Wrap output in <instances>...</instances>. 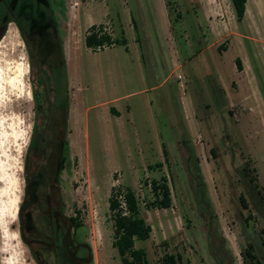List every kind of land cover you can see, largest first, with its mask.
Instances as JSON below:
<instances>
[{
    "label": "rangeland",
    "instance_id": "obj_1",
    "mask_svg": "<svg viewBox=\"0 0 264 264\" xmlns=\"http://www.w3.org/2000/svg\"><path fill=\"white\" fill-rule=\"evenodd\" d=\"M166 1L0 0V264H123L108 204L127 189L151 227L134 239L148 264H217L219 250L253 264L248 244L264 250V0L241 21L230 0ZM87 17L118 39L127 27L140 63L123 44L89 49ZM151 86L116 103L132 104L137 133L119 127L104 102ZM165 180L170 205L154 207Z\"/></svg>",
    "mask_w": 264,
    "mask_h": 264
},
{
    "label": "trees",
    "instance_id": "obj_2",
    "mask_svg": "<svg viewBox=\"0 0 264 264\" xmlns=\"http://www.w3.org/2000/svg\"><path fill=\"white\" fill-rule=\"evenodd\" d=\"M231 4L234 9V13L236 16L237 21H241L245 10H246V2L247 0H230ZM166 5H168V0L166 1ZM14 17V16H13ZM9 19L8 21H15L14 18ZM17 26L20 30V33L26 42L28 44L27 37L23 31V28L21 27L20 23H17ZM102 26L99 25H91L89 27L88 32L85 35V45L88 48H91L92 50H97L98 48H103L104 46H111L115 44H124L125 39H118L115 37H112L109 33L102 31ZM2 34H0L1 37ZM182 40V43L184 40L180 37ZM58 53L63 56V51L61 46L58 47ZM31 57V56H30ZM235 63L238 69L242 68L241 60L239 57L235 59ZM30 64L32 65V61L30 59ZM34 97H38V93L35 90L34 91ZM43 151V150H42ZM166 152V150H165ZM65 159V156L62 154L59 157V169H61V162ZM244 174L247 178V180L250 183H253V186L257 188V190L260 192L259 189L260 184L258 182V178L256 174H251V170H248V167L244 166ZM160 189L162 191V196L159 198L158 195L156 196V199L154 200V207H168L171 202L170 197V189L169 185L167 184L166 180L164 183L160 184L159 186L154 185L153 190L154 192L157 191V189ZM242 203L245 205V201L242 198ZM123 202L124 206L122 205L121 200L119 197L115 196L114 194H111L109 198V209L114 214V240L112 242V245L117 248V251L121 257V261L123 264H148V260L146 258L145 251L142 248H136L134 246V239L138 238L141 240L147 239L149 237V233L151 230V227L149 224L146 223L145 219L140 216L139 214V207L137 198L135 196V193L131 189H127L123 194ZM51 212V211H49ZM71 222L74 225H79V222L77 221V218L72 217ZM25 242H27L24 239ZM55 249L57 250V247L55 248V245L51 244V254L56 253ZM55 252V253H54ZM165 264H175V260L173 256L169 255L166 256Z\"/></svg>",
    "mask_w": 264,
    "mask_h": 264
},
{
    "label": "crops",
    "instance_id": "obj_3",
    "mask_svg": "<svg viewBox=\"0 0 264 264\" xmlns=\"http://www.w3.org/2000/svg\"><path fill=\"white\" fill-rule=\"evenodd\" d=\"M104 17L102 19H99L98 21H95V20L87 17L88 23H87L86 29H88L93 24L99 25V22L104 23V20H105ZM102 27L106 28L105 26H102ZM126 28L127 27H125V26L123 27L124 35H125L124 36L125 43L123 45L125 46V49H126L127 52L132 53V58L134 57L133 59L136 60V63H140L141 59H140V55H139L140 51H139L138 43L135 40H130L127 37ZM111 46H114V45H111ZM104 48H107V47H104ZM165 79L167 80L168 76L164 77L161 80V83H160L159 87L164 83ZM177 82L180 83V80H177ZM153 87L154 86H151L149 88L143 87V88H140L137 91H134V92H131V93H123L122 95H118V96L113 97V99L111 101H105L104 102V104L111 105L113 107L112 110H114L115 113H112V114L114 115V118L117 121L119 127L125 129V127H126V125L128 123V124H130V126L133 128L134 131L137 130V127L135 126V123H134L132 104L127 102V103H124V105H125L124 107H122V106L120 107V104H116V103L121 101V100H124V99L128 98V94H133L134 93V94H138V95H144L148 91H150ZM110 107H107V108L109 109ZM178 107L179 108L182 107L180 101L178 102ZM124 109H125V111H124ZM136 133H137V131H136ZM152 133L154 134V137H155V139L153 138V140L158 141V137L156 135V130H155V126L154 125H153V128H152Z\"/></svg>",
    "mask_w": 264,
    "mask_h": 264
},
{
    "label": "flooded vegetation",
    "instance_id": "obj_4",
    "mask_svg": "<svg viewBox=\"0 0 264 264\" xmlns=\"http://www.w3.org/2000/svg\"><path fill=\"white\" fill-rule=\"evenodd\" d=\"M53 35H55V33L52 34V37L55 38ZM54 40H55L56 51L58 50L59 46H61L62 51H63V46H62L61 42L58 43L57 38H55ZM67 52H68V54L70 53L69 49ZM62 57H63V60L61 61V65L63 64L64 70H65L66 69V62H65L64 52H63ZM31 61H32V64L35 63L34 59H31ZM55 63H56V61H53V63H52L53 67L51 68V70H52L51 77L53 75V72L56 70V67L59 66V64H55ZM39 72H40V70L37 73V77H41V74ZM66 72H67V69H66ZM52 92H53V95L55 96L53 88H52ZM66 92H67V86H66ZM53 102H54V105L52 106V108L49 112V120H50V123L52 124V127L56 130V133H57V136L55 137V141L57 143L56 145L62 146L63 144H66V141L64 140V136H63V134H61L62 127L60 126V125H62V121H64V116H63V112H62L63 111L62 106H64V105L58 104L55 101V99L53 100ZM64 123H65V121H64ZM42 141H44L43 138H42ZM187 149H188V151H190L189 147ZM188 160L190 161V158H188ZM259 207L260 206H257L255 209L257 212H259V214L262 216V218L264 220V211H259ZM247 248L248 249L244 252V254H245V257L249 261L251 260L253 262V264H264V250L262 251L259 248H255V250H256V254H255V252L252 251V248H254V246L251 243L248 244ZM214 258L216 259L217 264H229L226 261L224 252L221 250H219L217 257L214 256Z\"/></svg>",
    "mask_w": 264,
    "mask_h": 264
},
{
    "label": "built area",
    "instance_id": "obj_5",
    "mask_svg": "<svg viewBox=\"0 0 264 264\" xmlns=\"http://www.w3.org/2000/svg\"><path fill=\"white\" fill-rule=\"evenodd\" d=\"M102 31L103 32H107L106 28L102 27ZM108 33V32H107ZM122 203L124 204V202L122 201Z\"/></svg>",
    "mask_w": 264,
    "mask_h": 264
},
{
    "label": "bare ground",
    "instance_id": "obj_6",
    "mask_svg": "<svg viewBox=\"0 0 264 264\" xmlns=\"http://www.w3.org/2000/svg\"><path fill=\"white\" fill-rule=\"evenodd\" d=\"M19 70H20V68H19ZM16 211H15V206H14V210H13V213H15ZM11 216H13V215H11ZM13 218H14V216H13Z\"/></svg>",
    "mask_w": 264,
    "mask_h": 264
}]
</instances>
